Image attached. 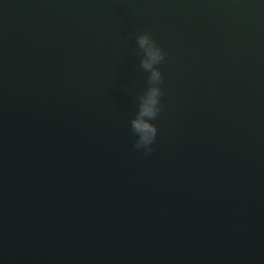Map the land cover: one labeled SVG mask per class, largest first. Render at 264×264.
I'll list each match as a JSON object with an SVG mask.
<instances>
[{
	"label": "water",
	"instance_id": "obj_1",
	"mask_svg": "<svg viewBox=\"0 0 264 264\" xmlns=\"http://www.w3.org/2000/svg\"><path fill=\"white\" fill-rule=\"evenodd\" d=\"M0 264H264V0H0Z\"/></svg>",
	"mask_w": 264,
	"mask_h": 264
},
{
	"label": "clouds",
	"instance_id": "obj_2",
	"mask_svg": "<svg viewBox=\"0 0 264 264\" xmlns=\"http://www.w3.org/2000/svg\"><path fill=\"white\" fill-rule=\"evenodd\" d=\"M138 45L137 54L141 56L140 67L148 72L147 87L138 97V110L130 121L133 134L137 137L133 148L143 150L144 155H149L155 143L158 129L151 121L155 120L161 111V96L163 90L159 87L163 83L162 73L157 65L165 61L166 52L157 44L148 32L136 36Z\"/></svg>",
	"mask_w": 264,
	"mask_h": 264
}]
</instances>
